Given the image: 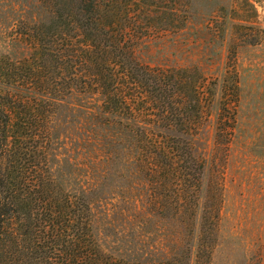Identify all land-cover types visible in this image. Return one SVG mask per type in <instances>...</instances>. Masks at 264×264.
Instances as JSON below:
<instances>
[{"label": "trees", "instance_id": "trees-1", "mask_svg": "<svg viewBox=\"0 0 264 264\" xmlns=\"http://www.w3.org/2000/svg\"><path fill=\"white\" fill-rule=\"evenodd\" d=\"M43 20H19L12 32L27 56H0V264H189V248L159 261H130L101 250L85 195L67 191L49 168L52 103L78 88L102 97L104 111L127 119L138 166L158 210L190 225L199 206L204 161L191 143L149 126L196 131L210 103L203 77L180 67L143 63L140 38L179 27L184 0H40ZM136 6V9L134 6ZM171 15L166 25L153 13ZM238 77V76H237ZM232 108L238 79L230 85ZM227 106V105H225ZM218 193L204 206L197 252L208 264L219 217Z\"/></svg>", "mask_w": 264, "mask_h": 264}, {"label": "rangeland", "instance_id": "rangeland-1", "mask_svg": "<svg viewBox=\"0 0 264 264\" xmlns=\"http://www.w3.org/2000/svg\"><path fill=\"white\" fill-rule=\"evenodd\" d=\"M165 13H153L151 22L166 25L171 15ZM179 13V27L146 34L136 55L153 66L192 70L210 92L196 131L149 126L187 139L204 161L190 225L173 209L152 204L138 148L125 127L129 121L104 111L97 93L78 88L64 98L30 93L52 103L49 168L67 191L87 196L93 234L101 250L115 258L159 261L188 247L189 264H198L203 209L218 193L208 264H264V0H184ZM46 14L40 0H0V56H27L29 48L12 30L21 19L39 21Z\"/></svg>", "mask_w": 264, "mask_h": 264}]
</instances>
